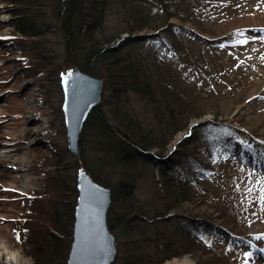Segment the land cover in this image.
I'll list each match as a JSON object with an SVG mask.
<instances>
[{"label": "trees", "instance_id": "1", "mask_svg": "<svg viewBox=\"0 0 264 264\" xmlns=\"http://www.w3.org/2000/svg\"><path fill=\"white\" fill-rule=\"evenodd\" d=\"M9 1L14 4V29L29 39L27 48L23 46L27 54L39 50L34 45L37 37L46 33L57 37L61 60L51 59L49 51L41 55L37 51L39 73H50L52 67L56 74L79 67L103 79L104 92L85 120L75 163L111 189L107 223L117 247L111 264H161L184 254L195 261L167 264H219L218 248L208 239L214 235L220 240L223 237L214 233L227 231H216L221 222L208 210L223 213L227 203L209 186L213 167L209 160L221 146L230 147L233 138L254 135L217 119L215 95L220 91L211 79L221 78L218 74L224 69L212 67L199 49L203 45L221 49L227 42L225 29L206 9L215 0ZM157 31L165 35L174 31V35L166 38L164 46L156 43ZM199 32L215 38L205 39ZM197 71L205 73H201L204 79L206 73L211 78L199 81ZM221 85L226 88L230 82ZM209 111L214 116L207 118ZM195 118L201 120L169 151L175 134ZM203 149L210 159L200 158ZM45 178L52 179V188L59 185L55 173ZM63 180L59 196H64L67 186ZM54 188L52 192L58 194ZM70 191L73 198L63 213L58 204L64 201L47 197L43 204L48 191H35L40 211L29 205L19 220L17 227L26 231L19 241L21 251L34 264L65 263L75 185ZM38 212L55 232L37 224ZM202 255L207 256L204 261Z\"/></svg>", "mask_w": 264, "mask_h": 264}, {"label": "rangeland", "instance_id": "2", "mask_svg": "<svg viewBox=\"0 0 264 264\" xmlns=\"http://www.w3.org/2000/svg\"><path fill=\"white\" fill-rule=\"evenodd\" d=\"M206 9L208 15L215 17L218 25L225 29L223 34L227 42L221 49H209L204 45L199 48L195 42L191 45L201 49L206 62L212 67L224 69L218 74L221 78L215 76V79H211L220 91L215 95L218 107L214 108L219 110L217 119L231 122L238 130L255 137V140L248 142L251 148L244 146L241 142L244 135H241L243 137L235 139L230 147L221 146L211 159L206 151H200L201 159H210L213 163L211 190L214 187L216 192L223 194L222 198L227 203L223 213L213 208L208 210L212 218L224 224H216V231H227L226 234L214 233L223 237L220 240L210 234L212 237L208 241L218 248L216 258L219 264H245L246 260L248 264H264V251H261L264 249V235H261L264 234V207L255 183L257 177L264 174V39H261L264 37V0H215L207 4ZM13 10V3L0 0V246L4 244L15 251L19 255L18 264H34L31 256L21 251L19 241H22L26 231L17 227L19 220L29 205H34L33 208L40 211L36 201L38 193L35 192L40 190L48 191V196L42 198L43 204L47 197L54 199L57 196L58 201H64L58 204V210L63 213L71 196L73 198L70 187L76 185L78 164L75 163L77 156L67 147L59 85L61 72L56 74L52 67L51 74L49 70L39 73L37 58H34V54L38 55L37 51L40 55L49 51L47 53L53 55L51 59L59 62L61 54L58 58L57 37L52 33L37 37L38 42H34V45L37 44L39 50L33 51L32 55L27 54L24 47L27 48L29 39L14 29ZM236 30L254 38L245 44L228 43L230 38H237ZM164 33L157 32V44L165 46L166 38L174 35V31ZM201 33L205 37H213ZM181 37L187 40L184 34ZM194 73L199 81L206 82L211 78L206 73L207 79H204L203 71ZM225 80L230 82V86L222 88L221 81ZM29 109L36 115V123H29ZM205 116L210 118L214 114L209 111ZM186 132L182 130L175 134L169 150L177 146ZM49 173L60 177L59 185L53 187L58 194L52 192V179L48 178L47 181L45 178ZM63 179L67 186L64 196H59ZM43 182L46 184L43 185ZM248 188H253V191H246ZM35 221L55 232L42 212L41 215L38 212ZM227 227L233 230L229 232ZM247 251L253 255L245 257L243 253ZM206 258L204 255L200 257L202 261ZM170 261L193 263L195 259L184 254L165 263ZM0 264L16 262L8 260L6 254L0 252Z\"/></svg>", "mask_w": 264, "mask_h": 264}, {"label": "water", "instance_id": "3", "mask_svg": "<svg viewBox=\"0 0 264 264\" xmlns=\"http://www.w3.org/2000/svg\"><path fill=\"white\" fill-rule=\"evenodd\" d=\"M60 84L68 147L79 155L80 131L90 110L99 102L102 79L77 67L62 73ZM76 180L72 236L64 264H110L117 251L114 233L107 223L111 190L83 167L78 169ZM106 246L108 251H102Z\"/></svg>", "mask_w": 264, "mask_h": 264}, {"label": "snow or ice", "instance_id": "4", "mask_svg": "<svg viewBox=\"0 0 264 264\" xmlns=\"http://www.w3.org/2000/svg\"><path fill=\"white\" fill-rule=\"evenodd\" d=\"M236 37H237L236 39H231L230 38L228 40V43H230V44L231 43L245 44V43L248 42L249 39H253L254 38V37L246 35L245 33H243L240 30H236ZM261 39H264V37H261ZM221 46H223V45H221ZM228 134H230V133H228ZM236 139L240 140L241 138L237 136ZM241 142L244 144L245 147L251 148V145H249L246 140H242ZM253 171H255V170L253 169ZM255 183H256V186L259 187V190H260L259 199H260L262 207H264V174H262L259 177H257ZM246 191L251 192V191H253V188H248V189H246ZM249 202H251V201L249 200ZM91 235H92V232L89 231V236H91ZM261 235H264V234H261ZM17 239H19V234L18 233H17ZM102 251L107 252L108 251L107 246L104 249H102ZM261 251H264V249H261ZM243 255L245 257H251L253 255V253L251 251H247V252H244ZM245 264H248L247 260L245 261Z\"/></svg>", "mask_w": 264, "mask_h": 264}, {"label": "bare ground", "instance_id": "5", "mask_svg": "<svg viewBox=\"0 0 264 264\" xmlns=\"http://www.w3.org/2000/svg\"><path fill=\"white\" fill-rule=\"evenodd\" d=\"M27 115H28V117H29V123H36L37 122V117H36V115H34V112L33 111H31L30 109L28 110V112H27ZM7 149H9V148H6V150ZM0 252L1 253H5L6 254V258L8 259V260H10V261H14V262H16V264H18V262H17V258H18V254L15 252V251H13V250H10V249H8V247L6 246V245H2V246H0Z\"/></svg>", "mask_w": 264, "mask_h": 264}]
</instances>
